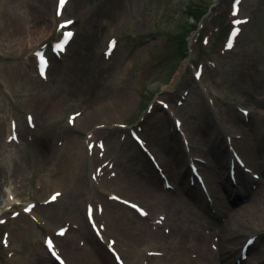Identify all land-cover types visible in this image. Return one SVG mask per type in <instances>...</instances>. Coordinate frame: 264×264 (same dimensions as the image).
Instances as JSON below:
<instances>
[{
    "label": "rangeland",
    "instance_id": "rangeland-1",
    "mask_svg": "<svg viewBox=\"0 0 264 264\" xmlns=\"http://www.w3.org/2000/svg\"><path fill=\"white\" fill-rule=\"evenodd\" d=\"M203 14L202 29L196 33ZM69 21L74 23L71 37L62 34ZM56 44L65 52L54 49ZM41 51L52 64L50 83L38 77ZM184 63L187 67L173 86ZM72 69L87 79L98 78V88L83 99L76 97L51 122L46 105L62 91L59 74ZM123 73L129 78L125 91L120 86ZM254 83L264 85V0H70L65 5L60 0H0V264H58L44 239L51 240L70 264H118L117 253L125 264H143L132 255L128 239L142 237V228L151 230L150 219L136 210L116 208L119 201L103 194L112 174L133 173L141 168V157L146 161L131 131L151 147L150 127L170 116L166 128L171 137L163 140L162 156L168 158L164 150L175 153L177 147L199 161L201 153H209L208 147L202 141L198 148L183 147L180 135L173 139L177 129L188 137L191 128L197 137L205 119H211L205 139L239 125L248 128L257 119L264 125L263 112L240 119L243 105L237 95ZM123 92L129 95L124 109L97 116L78 131L84 115ZM67 135L78 137L74 177L59 201L48 203L53 188L47 190L43 181L55 170ZM44 140L49 157L38 163L37 146ZM206 160L213 164L211 157ZM22 161L29 165L30 183L19 191L13 175ZM226 171L228 175L229 168ZM156 183L163 187L160 179ZM89 206L99 225H106L107 235L93 231ZM144 224L147 228L141 227ZM61 229L66 236L56 237ZM110 238L118 240V252H109Z\"/></svg>",
    "mask_w": 264,
    "mask_h": 264
},
{
    "label": "bare ground",
    "instance_id": "bare-ground-1",
    "mask_svg": "<svg viewBox=\"0 0 264 264\" xmlns=\"http://www.w3.org/2000/svg\"><path fill=\"white\" fill-rule=\"evenodd\" d=\"M96 24L99 25V22ZM101 29L102 26L96 31ZM186 67L187 63H184L176 73L173 86L177 84ZM49 71L50 68L47 72ZM77 71L72 69L67 75L59 74L62 91L57 90L55 93L57 96L51 94V99L48 100L46 110L49 121L53 122L56 117L61 116L62 111L68 108L69 103L76 97L83 99L98 88V78L87 79L86 75ZM124 77L120 85L123 91L128 88L126 83L129 80L126 73H123ZM47 78V82L50 83L52 78L49 79L48 76ZM48 83L47 86H49ZM237 98L243 105L239 109L242 115L240 119L243 121H246L244 113L253 115V112L256 115L260 112L264 113V85L254 83L252 89L239 90ZM128 101L127 93H118L101 107L84 115L78 124V131L83 132L84 127L97 116L103 118L112 112L124 109L129 104ZM162 118V122L158 121L150 127L153 140L149 142L153 147L151 148L147 143L145 146L147 145V152L149 150V154H153V157L157 159L166 178L172 182L178 181L179 185L172 191H166L156 183V179L161 177L156 170H151L154 166L144 153L151 168L141 157L142 165L139 170L135 169L133 173L127 172L123 176L117 173L112 174L103 188L105 196L113 195V197L125 199L121 201L122 204L116 203V208H122V210L140 208L147 213V219H150L151 230L144 224L141 227L146 226L147 230L142 228L144 232L142 237L135 239L129 236L128 246L132 255L142 258L143 264H238V262L239 264H264V241H261L264 238V177H262L264 174V125L257 119L255 125L248 128L240 125L231 128L229 135H240L241 141L237 140V145H234L230 139L227 140L225 134L222 133H219L216 138L207 135L205 139H202L204 133L208 134L206 126L212 124L211 119H205V126L204 128L199 127L197 137L189 128L190 137L185 138V143L187 141V144L198 148L202 141L209 149V153H201L205 162L208 157L213 159V164L199 165L198 168L199 173L203 178L205 177L208 188L206 190L194 182L187 184L194 167L193 155L178 151L175 147V153L164 150L168 158L162 156L164 144H166L163 140L168 138L169 141L171 137V134H167L166 128V125L170 126V116ZM260 124L261 129L258 128ZM187 125H190L189 121ZM187 125H185L186 129ZM156 128L159 134L155 136L154 129ZM253 130L257 133L256 135H252ZM178 135L179 132L174 134L173 139H176ZM67 136L61 153L56 159L55 170L49 171L43 181L45 185L47 184V190L53 188L50 197L55 194L62 197L67 191L65 186L71 184L72 177H74L71 169L78 137ZM178 140L182 142V138L178 137ZM47 151V141L44 140L37 146L38 163L46 162L49 157ZM238 156L243 160V164H232ZM228 167L230 170L233 167V182H229L231 171H228V176L226 171ZM13 176L15 178L13 181L19 184L18 190H24L27 181L30 183L29 165L22 161ZM224 180H227L229 184ZM0 181H3V177H0ZM251 183L255 184V187ZM1 194L0 183V197ZM206 194L213 196L214 200L211 203H206ZM96 224L99 225L98 221ZM125 225L126 222L122 224V227ZM99 227L103 235H107L103 230V227L107 229L106 225L102 223ZM109 241L113 245L118 244V240L114 238H110ZM76 242L75 238L72 245L75 246ZM79 245L84 246L82 240L79 241ZM245 250L250 253L247 260H244L242 256ZM110 263L112 264V261Z\"/></svg>",
    "mask_w": 264,
    "mask_h": 264
},
{
    "label": "snow or ice",
    "instance_id": "snow-or-ice-1",
    "mask_svg": "<svg viewBox=\"0 0 264 264\" xmlns=\"http://www.w3.org/2000/svg\"><path fill=\"white\" fill-rule=\"evenodd\" d=\"M61 3H63V0H61ZM69 23H71V21H69ZM72 35H73V33H71V32L68 33V36H69V37H71ZM114 43H115V42H113V44H114ZM46 65H47V61L45 60V66H46ZM40 74L43 75V76H46V67H44V71H43V73H41V71H40ZM197 75H199V74H197ZM161 103L163 104V102H161ZM136 139L139 141V137H136ZM141 143H142V141H141ZM101 147H103V144H101ZM52 199L55 200L56 197L53 196ZM114 199H120V198H119V197H114ZM137 207H138V206H137ZM139 210H140L141 214H143V215H147V213L144 212L143 209H139ZM29 211H30V209H29ZM65 231H66L65 229H61L60 235H63ZM249 243H251V241H249ZM49 244L51 245L50 247H52V241H51V240L48 241V245H49ZM213 247H215V245H213Z\"/></svg>",
    "mask_w": 264,
    "mask_h": 264
}]
</instances>
